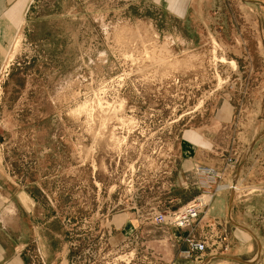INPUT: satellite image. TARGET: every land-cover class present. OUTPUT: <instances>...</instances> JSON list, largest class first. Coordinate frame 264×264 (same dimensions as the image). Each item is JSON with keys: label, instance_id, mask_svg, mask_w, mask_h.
Masks as SVG:
<instances>
[{"label": "rangeland", "instance_id": "rangeland-1", "mask_svg": "<svg viewBox=\"0 0 264 264\" xmlns=\"http://www.w3.org/2000/svg\"><path fill=\"white\" fill-rule=\"evenodd\" d=\"M31 1L0 62L10 65L0 94L1 165L64 219L67 264L195 262L177 253L176 230L154 225L144 202L150 213L176 208L163 184L187 132L224 148L251 139L257 123L254 139L264 130L261 9L250 0H187L180 16L176 0H102L87 3L84 17L80 0ZM224 105L230 123L218 124ZM230 151L205 153L203 166L223 172ZM240 153L235 168L247 157ZM236 182L234 171L218 184ZM238 187L222 193L264 196V181ZM173 191L181 202L199 194ZM258 216L246 224L264 234Z\"/></svg>", "mask_w": 264, "mask_h": 264}, {"label": "crops", "instance_id": "crops-1", "mask_svg": "<svg viewBox=\"0 0 264 264\" xmlns=\"http://www.w3.org/2000/svg\"><path fill=\"white\" fill-rule=\"evenodd\" d=\"M80 1L83 3L81 14L88 17L87 3L93 1L97 4L102 0ZM186 1L176 0L177 4L171 8L174 15L182 16L185 13ZM250 2L254 4L255 8L259 7L264 14V0H250ZM31 4V0H0V62L4 58L7 46L24 26ZM100 7L102 5L99 3L98 8ZM23 18H25V21ZM22 20L24 21L23 24ZM261 27L263 28V26ZM261 31L262 40L256 38V45L257 47L260 45L262 50L264 30ZM262 56L260 57L261 60ZM229 112L228 105L222 106L216 123H230ZM259 127L261 125L257 123L250 134L253 135L251 139H242V144L227 143L223 146L224 148L211 139H201L198 133L187 132L177 144L176 164L172 166L174 167V177L171 178L172 180L168 184H163L164 192L168 195L171 194L170 197H173V200L177 202L176 208L188 200L181 202V197H175V191L173 190L175 188L186 190L189 186L196 189L192 169L195 165H204L201 158L205 153H212L215 157L217 155L222 156L223 151L230 148L229 157L231 156V158H227L224 163L223 169L226 168L224 176L229 177L231 173L233 174L236 171L238 178L236 185L240 187L249 184L253 179L258 183L263 182L264 133H261L264 130H261L258 137L254 139L258 134L257 129ZM240 152H243L244 157H247L241 160L238 167L236 165V169L235 163L241 154ZM228 161L232 164H228ZM238 186H235L234 190H238ZM226 187L227 185H224L221 188ZM26 188L22 185L21 179L12 177L9 169L3 167L0 161V264H67L68 249L63 241L64 228H66L64 219L62 221L57 220V217L49 211V205L47 203L46 205L40 204ZM147 189L148 191H146ZM147 189L143 192L147 196L145 200L148 199L150 194L147 193L150 192V187L148 186ZM257 197L261 198L256 200ZM132 198L133 207L128 214L132 215L131 228L135 229L137 223H139L134 216L135 199L138 197L133 194ZM256 202L258 207H250L249 204H256ZM150 204L151 201H145L143 208L148 210L149 213L150 209H153L152 207L148 208ZM157 208H160V206L157 205ZM164 208L175 209L171 205L164 206ZM254 208H258V210L255 211ZM252 212H255V217H253ZM262 213H264V196L262 195H252L241 199L231 192L220 193L214 198L204 215H200L197 223L190 230L180 231L175 229L176 231L172 233L173 237L170 236V239H173L174 243L178 245L177 253L180 254L187 248L185 240L188 236L196 239L208 238L213 235L224 237L223 240L228 245L227 251H219L215 254L207 253L203 255L204 257L194 255L195 262L191 261L190 264H264V234L261 229L258 232L257 229L254 230L252 226L246 224V221L250 220L256 223V220L259 219L258 215ZM262 218L264 219L260 216V219ZM263 219L260 222H263ZM58 228L61 229L63 237H60L61 235L56 232Z\"/></svg>", "mask_w": 264, "mask_h": 264}, {"label": "built area", "instance_id": "built-area-1", "mask_svg": "<svg viewBox=\"0 0 264 264\" xmlns=\"http://www.w3.org/2000/svg\"><path fill=\"white\" fill-rule=\"evenodd\" d=\"M3 64L0 63V94L1 84L10 66L5 67ZM229 163L232 164L228 161V164ZM192 171L195 177L196 189L199 194L178 208L165 211L152 210L148 215L154 225L180 231L190 230L197 223L200 215H204L218 194L227 189H235L236 183H230L226 188H221V186L224 185L218 184V181L222 180L226 168L221 172L211 167L195 165ZM185 242L187 248L182 252L184 259H191L194 255L203 256L207 253L215 254L219 251L228 250V245L223 243L224 240L220 235H213L202 239L188 236Z\"/></svg>", "mask_w": 264, "mask_h": 264}, {"label": "bare ground", "instance_id": "bare-ground-1", "mask_svg": "<svg viewBox=\"0 0 264 264\" xmlns=\"http://www.w3.org/2000/svg\"><path fill=\"white\" fill-rule=\"evenodd\" d=\"M224 61V60H223Z\"/></svg>", "mask_w": 264, "mask_h": 264}]
</instances>
